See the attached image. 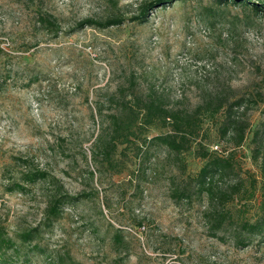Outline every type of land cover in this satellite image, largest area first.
<instances>
[{"label":"rangeland","instance_id":"1","mask_svg":"<svg viewBox=\"0 0 264 264\" xmlns=\"http://www.w3.org/2000/svg\"><path fill=\"white\" fill-rule=\"evenodd\" d=\"M145 1L0 0V218L17 240L45 222L55 193L81 196L43 229L47 254L29 264H54L58 253L80 264H264V237L245 225L264 214L252 142L264 123V12L233 0H184L143 23L77 29L85 18H130ZM215 92L258 101L240 147L207 118L181 152L149 142L171 131L156 122L135 126L129 142L107 153L111 114L126 112L124 104L152 94L192 111ZM203 148L234 153L219 191L243 185L223 206L197 184ZM30 170L48 177L23 182ZM14 182L24 189L11 191Z\"/></svg>","mask_w":264,"mask_h":264},{"label":"trees","instance_id":"2","mask_svg":"<svg viewBox=\"0 0 264 264\" xmlns=\"http://www.w3.org/2000/svg\"><path fill=\"white\" fill-rule=\"evenodd\" d=\"M178 1L184 0H148L141 5L138 14L130 18L117 14L100 20L85 18L79 22L77 29L87 26L105 29L121 25L126 21L143 23L148 21L151 12L155 9L168 7ZM219 1L228 2L230 0ZM233 1L235 3L251 4L256 12H264V2L261 0ZM42 21L51 25L56 33L60 31L59 23L51 17H43ZM260 99L263 101L264 97L261 96ZM134 102V104H124L121 107L126 112L111 114L112 130L105 146L107 153H112L119 143L129 142L135 134V126L142 125L147 127L156 122L164 126H170L171 131L157 135L151 138L149 142L157 141L166 145L172 151L181 152L190 145L192 139L200 135L203 122L207 118L216 123L220 137L224 140L228 139L236 149L245 141L250 127V122L247 118L248 112L253 105L258 104V101L251 95L231 98L218 92L206 96L192 111L168 108L161 98L152 94L147 98L137 97ZM252 142L254 144L253 156L254 159L261 160L260 167L264 179V123L253 131ZM217 153L205 148L199 151L205 163L198 172L196 181L201 192H206L211 200H215L216 197L223 206L235 197V192L233 191L241 190L243 182L241 180L234 184L232 186L233 191H219V182L234 171L235 158L233 152H228L226 156H221ZM47 177L48 173L46 171L30 170L24 174L22 180L26 183H32ZM9 189L11 191L23 190L24 185L14 182ZM79 199H81V196H73L61 191L55 193L47 206L45 222L20 231L17 235V240L10 236L5 223L0 218V264H29L34 253L39 251L47 254V249L39 242L43 229L50 227L53 221L60 216L63 205ZM218 214L216 228L222 227L225 219L223 213L219 212ZM245 225L250 231L259 232L264 237V214L256 222L245 223ZM52 259L54 264H80L69 253H58L52 256Z\"/></svg>","mask_w":264,"mask_h":264},{"label":"built area","instance_id":"3","mask_svg":"<svg viewBox=\"0 0 264 264\" xmlns=\"http://www.w3.org/2000/svg\"><path fill=\"white\" fill-rule=\"evenodd\" d=\"M214 149L218 150L219 149V145L214 146Z\"/></svg>","mask_w":264,"mask_h":264}]
</instances>
